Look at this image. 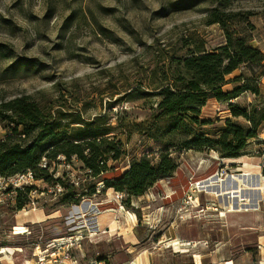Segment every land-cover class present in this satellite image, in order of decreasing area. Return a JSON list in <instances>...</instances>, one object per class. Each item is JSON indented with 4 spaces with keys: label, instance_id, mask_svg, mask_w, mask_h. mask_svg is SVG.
<instances>
[{
    "label": "rangeland",
    "instance_id": "obj_1",
    "mask_svg": "<svg viewBox=\"0 0 264 264\" xmlns=\"http://www.w3.org/2000/svg\"><path fill=\"white\" fill-rule=\"evenodd\" d=\"M215 9L247 16L246 22H230V30L248 37V43L264 55V0H0V101L30 96L45 116L50 115L65 129L78 127L82 121L93 122L95 128L106 130L107 137L122 142L131 158L142 154V149H158L169 141L181 144L190 138L189 134L168 135L167 119L151 117L158 98L137 97L131 92L136 88L148 91V85L157 87L170 81L172 59L186 55L188 49L213 51L224 46V30L206 24ZM261 73L264 63L259 67L245 65L228 78L223 91L244 84L257 87L258 95L245 92L234 103L249 111L263 110ZM199 119L206 124H190V130H200L211 139L225 128L228 119L250 127L243 118H232L229 102L214 98L200 109ZM8 126L7 121L0 122V139L10 133ZM149 130L160 141L153 143L146 137ZM257 133L242 158L228 160L247 159L251 178L264 188L260 160L264 124ZM172 155L180 167L174 178L159 181L147 195L133 199L128 207L123 205L124 211L136 216V234L142 246L160 250L156 263L209 264L207 260L211 259V264H264V191H251L252 186L233 181V177L240 179L245 173L240 171L241 164H224L215 151L174 148ZM205 161L209 175L197 179ZM126 162L123 158L110 163L114 171L104 178H118ZM61 163L46 168L53 179L65 182L66 174L74 171L80 179L79 203L61 202L54 194L56 185H47L43 180L34 178L22 183V179H16L14 183L21 190H15L12 199L6 197L0 204V253L4 256L0 264L31 261L36 245L44 248L53 239L86 229L84 224L91 229L92 218L96 221L104 214L92 209L107 198L104 184L98 194L102 182L88 179L80 162L75 160L71 170ZM217 173L225 188L234 187L247 199L235 202L237 212H229L228 197L207 195L208 191L199 187L190 190L191 183L202 182L204 188L212 185L208 179ZM172 179L187 184L183 196ZM94 186L95 194L91 190ZM17 196L26 202L22 210L17 209ZM241 204L248 205L239 207ZM82 213L88 214L86 222ZM124 222L126 225V219ZM104 237L97 235L85 242L83 251L76 253L80 264L91 260L114 264L112 258H107L113 249ZM171 238L182 241L172 246Z\"/></svg>",
    "mask_w": 264,
    "mask_h": 264
},
{
    "label": "trees",
    "instance_id": "obj_2",
    "mask_svg": "<svg viewBox=\"0 0 264 264\" xmlns=\"http://www.w3.org/2000/svg\"><path fill=\"white\" fill-rule=\"evenodd\" d=\"M230 3L231 0H223ZM246 22L248 17L235 12L213 10L206 24L219 25L225 32L226 44L213 51L204 48L188 49V53L172 59L174 71L170 81L146 90L133 89L131 94L137 97H157L156 107L151 117L154 120L166 118L168 135L184 132L190 138L176 144L173 141L160 147L142 149V154L131 158L122 142L107 137L106 130L95 128L93 122L82 121L78 127L65 129L58 122L45 116L30 96L18 97L9 101H0V122L7 121L10 130L8 136L0 141V177H13L32 172L34 178L43 180L47 185H60L64 188L60 201L79 203V188L69 181L53 179L47 168L41 163L46 159L47 167L61 162L73 164L76 160L82 164L88 179L99 180L105 188L125 195L123 205L128 207L133 199L144 197L159 181L172 178L179 168L172 155L174 148L202 152L212 150L223 159L243 157L248 142L257 138L260 124H264V109L249 111L234 103L240 94L251 92L259 94L257 87L247 84L224 92L229 84L228 78L245 65L262 66L263 53L248 43V37L230 30V22ZM260 77H264L261 73ZM229 102L232 118H243L250 127H242L228 119L225 128L214 139L206 137L200 130L192 132L190 124H206L200 121V109L210 99ZM145 136L154 143L160 141L149 130ZM21 142V143H20ZM156 144V143H155ZM126 159L118 178H104L114 168L110 163ZM62 160V161H60ZM62 164V163H61ZM30 189V188H29ZM95 194V186L91 188ZM17 209L22 210L26 202L17 196Z\"/></svg>",
    "mask_w": 264,
    "mask_h": 264
},
{
    "label": "built area",
    "instance_id": "obj_3",
    "mask_svg": "<svg viewBox=\"0 0 264 264\" xmlns=\"http://www.w3.org/2000/svg\"><path fill=\"white\" fill-rule=\"evenodd\" d=\"M2 140L3 139H0V141ZM260 160H261V169L264 170V150L261 153ZM64 166L69 170L72 169V164L65 163ZM41 167L46 168L47 161H45V164L42 162ZM218 175L219 173L209 178L208 181H211V179L214 177H220ZM16 179H22L23 180L22 183L23 182L25 183L26 181L30 183L34 179V175L32 174V172H28L26 174L13 176V177H2V178L0 177V204L5 203L6 197H10L12 199L13 197H11V194L16 193V191H18V189L21 188L14 183ZM66 180L77 188L80 186V179L77 177V175H75L73 170H71L66 174ZM223 181L224 180H220V178L217 179V182L223 183ZM201 183L202 182L191 183L190 190L192 191V188L198 189ZM8 187L9 190L7 189ZM100 187H103V183H100V185L98 186L97 189L98 194L100 192L99 190ZM63 192H64V188L59 184L54 187L55 195L61 196ZM194 192L195 190H193L192 193ZM115 197H116V201L120 205V208L123 209V201L125 200V195L122 193H116ZM188 199L192 200L190 195L188 196ZM92 209L96 211L98 214L102 213V211H100L96 206H94V208ZM87 216L88 214L82 213L81 214L82 220L86 222ZM115 220L117 223H120V220L118 218H116ZM96 221H98L97 218ZM96 221L94 220L92 222L93 225L90 226L91 229H89L87 225L84 224V227H86V229L85 228L80 229L69 235H65L61 238L53 239L47 242L44 248H41L40 244L36 245L35 252L33 253V260L24 261L22 264H80L79 259L76 258V253L83 251L85 242L87 240H93V238L95 239L97 235L108 234L107 230L100 229V225L98 224V222L95 223ZM2 257L4 256H1L0 253V258ZM94 264H98V263H94Z\"/></svg>",
    "mask_w": 264,
    "mask_h": 264
},
{
    "label": "crops",
    "instance_id": "obj_4",
    "mask_svg": "<svg viewBox=\"0 0 264 264\" xmlns=\"http://www.w3.org/2000/svg\"><path fill=\"white\" fill-rule=\"evenodd\" d=\"M262 81L264 83V77ZM202 160L204 161V159ZM207 165L208 164L206 163V161L204 163L203 162L201 163L198 169V176L196 174L197 179L204 178L209 175L208 174L209 171L208 170L205 171L207 168ZM179 170H180V167L178 168L177 171ZM195 170L197 171V169H194L192 171L196 173ZM182 172L184 174L183 177L185 179L187 174L184 172V170ZM172 180L176 184V190L178 194L180 193L181 195L182 189L183 188L185 189L187 184L184 186L183 181L178 183L177 179H172ZM115 194L116 193L112 189H109L106 192L107 198H104L102 201L98 202V204L96 203L97 205L96 207L98 209L100 208L99 210L104 212L102 216L97 218L98 224L100 225L101 230H107L108 234L106 235V237H104V239L106 240L108 244L111 245V248L113 249L112 250L113 252H111V254H109L107 258L108 259L112 258L114 261V264H161V262L156 263L155 261V258H160V257H156V256H160V250H157L153 247L145 248L144 246H142L141 244L142 241H140L139 237L136 234L137 233L136 228H138V225H137L138 223H137L136 218L134 219V217H136L135 214H132L129 211H126V210L124 211L123 209H121L119 203L116 201ZM183 195H184V191H183L182 196ZM124 217L127 221L126 225L124 224L125 219L124 221H121L122 220L121 218H124ZM116 218L120 219V223L116 222L115 220ZM91 221L93 222L94 219L92 218ZM169 241H171L172 246H174L173 243L182 241V238H179V239L171 238ZM178 254H182V253H178ZM208 260H207V263L211 264L212 260L211 259L209 261ZM79 262L81 263V261ZM94 263H98V261L91 260L89 262V264H94ZM193 263L197 264L198 262L193 261ZM99 264H102V263L100 262ZM178 264H192V263L179 262Z\"/></svg>",
    "mask_w": 264,
    "mask_h": 264
},
{
    "label": "bare ground",
    "instance_id": "obj_5",
    "mask_svg": "<svg viewBox=\"0 0 264 264\" xmlns=\"http://www.w3.org/2000/svg\"><path fill=\"white\" fill-rule=\"evenodd\" d=\"M223 162H224V164H229V165L232 164V163H239L242 166L240 171H245V173L243 175H241L240 179H238V177H236V176L233 177L232 178L233 181H235V182H243V183H246L248 186H252L251 189H250L251 191H255V190L264 191V188H260L259 184H256L254 182V180L251 178V174L248 172V168H249L250 162L247 159H240V160H235V161L234 160L223 159ZM209 182H211L212 185H210L208 187L205 186V188H206L205 189L204 187H202L204 183H201V185L199 186V189H201L202 191L207 190L208 191L207 192L208 195H215V196H218V197H228L230 199V203H231V207H230L231 210L229 211L230 213L237 212V210H236L237 207L235 206V202L236 203H237V201L244 202V201L247 200L244 196H242L240 194L241 192L235 190L234 187L225 188L223 183L219 184L220 182H217V177L212 178L211 181H209ZM211 186H214L215 188H217L219 190L221 189L222 193H219V192L217 193V192L213 191V188ZM260 186H261V184H260ZM244 190H247V188L244 189ZM241 191H242V189H241ZM243 205H248V204H241L239 207H241ZM175 245H177V243H175Z\"/></svg>",
    "mask_w": 264,
    "mask_h": 264
}]
</instances>
